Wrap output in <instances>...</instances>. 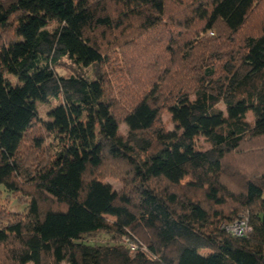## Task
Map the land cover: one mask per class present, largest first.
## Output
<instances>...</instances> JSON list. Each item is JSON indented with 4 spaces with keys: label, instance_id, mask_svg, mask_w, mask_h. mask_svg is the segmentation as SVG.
<instances>
[{
    "label": "trees",
    "instance_id": "obj_1",
    "mask_svg": "<svg viewBox=\"0 0 264 264\" xmlns=\"http://www.w3.org/2000/svg\"><path fill=\"white\" fill-rule=\"evenodd\" d=\"M0 188V264H264V0H0Z\"/></svg>",
    "mask_w": 264,
    "mask_h": 264
},
{
    "label": "rangeland",
    "instance_id": "obj_2",
    "mask_svg": "<svg viewBox=\"0 0 264 264\" xmlns=\"http://www.w3.org/2000/svg\"><path fill=\"white\" fill-rule=\"evenodd\" d=\"M209 34H207L208 36ZM151 41H154L156 39V34L153 33L151 36ZM199 37H202L201 35ZM144 43V41H142ZM139 49V50H138ZM144 51L143 45L141 43H137L134 45L133 49L128 50L126 53V59L127 61L124 64L123 57H119V62L122 64L117 65L121 66L119 69L117 67L113 71V75L115 77V80L112 82V87L114 90L118 89H123L126 86V83H131V77L129 73L131 72V69H127L126 66L128 62H134L135 59L134 57L138 56L137 54L139 53L138 51ZM120 51V50H119ZM124 56V55H123ZM69 70L66 67H60V69L57 70L58 75H65L68 74ZM8 80L15 85L17 82L15 79L11 77H7ZM130 81V82H129ZM57 104L56 100H49L43 104H37V116H38V121H47L48 116L47 113L54 108V106ZM220 109L223 111L225 114L226 109L224 106H220ZM246 119L249 121L252 119L251 113H247ZM160 122L162 126L169 132H176L177 128L172 120V115L168 111H163L160 115ZM119 131L121 134L125 135L127 133V128L125 125L121 124L119 127ZM202 140V139H201ZM45 144V143H44ZM43 145V144H42ZM207 148V146H205ZM105 184H109L111 188L115 191L118 192L120 191L123 186L126 185V182L121 180V179H112V178H106L104 180ZM0 205L2 206L3 209H5L9 213H17V212H23L25 210V206L21 205L17 202V200L13 199L12 196H9L6 192L3 191L2 188H0ZM103 236L98 235L96 239H102Z\"/></svg>",
    "mask_w": 264,
    "mask_h": 264
},
{
    "label": "built area",
    "instance_id": "obj_3",
    "mask_svg": "<svg viewBox=\"0 0 264 264\" xmlns=\"http://www.w3.org/2000/svg\"><path fill=\"white\" fill-rule=\"evenodd\" d=\"M224 229L228 233L237 237H243L251 231V228L249 227L246 220H239L230 226H225ZM121 244L131 252H136L137 250H140L142 252L146 251V248H144L141 243H138L133 237L130 236L123 237L121 240Z\"/></svg>",
    "mask_w": 264,
    "mask_h": 264
}]
</instances>
